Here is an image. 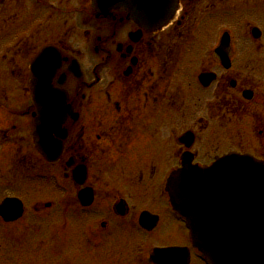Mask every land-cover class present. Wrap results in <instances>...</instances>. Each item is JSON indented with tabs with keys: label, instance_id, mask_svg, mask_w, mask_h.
I'll return each instance as SVG.
<instances>
[{
	"label": "flooded vegetation",
	"instance_id": "obj_1",
	"mask_svg": "<svg viewBox=\"0 0 264 264\" xmlns=\"http://www.w3.org/2000/svg\"><path fill=\"white\" fill-rule=\"evenodd\" d=\"M91 3L0 0V264H155L169 246L205 264L164 184L184 154L264 161V0H176L161 25Z\"/></svg>",
	"mask_w": 264,
	"mask_h": 264
},
{
	"label": "water",
	"instance_id": "obj_2",
	"mask_svg": "<svg viewBox=\"0 0 264 264\" xmlns=\"http://www.w3.org/2000/svg\"><path fill=\"white\" fill-rule=\"evenodd\" d=\"M166 189L209 264H264L263 164L230 155L210 167L186 166L170 175Z\"/></svg>",
	"mask_w": 264,
	"mask_h": 264
},
{
	"label": "bare ground",
	"instance_id": "obj_3",
	"mask_svg": "<svg viewBox=\"0 0 264 264\" xmlns=\"http://www.w3.org/2000/svg\"><path fill=\"white\" fill-rule=\"evenodd\" d=\"M134 7H135V10H138L139 8L141 9V7H140V5L138 4L137 0H135ZM137 8H138V9H137ZM135 10H134V11H135ZM168 18H170V17H169V14L164 12L163 16H161L160 23L165 22Z\"/></svg>",
	"mask_w": 264,
	"mask_h": 264
},
{
	"label": "rangeland",
	"instance_id": "obj_4",
	"mask_svg": "<svg viewBox=\"0 0 264 264\" xmlns=\"http://www.w3.org/2000/svg\"><path fill=\"white\" fill-rule=\"evenodd\" d=\"M77 40H79V38L77 39ZM86 60V58H83V62ZM50 198L48 197V200H49ZM179 225V224H178ZM177 225V223L176 224H173L172 225V227H171V229L173 230V231H175V232H177V231H179L180 230V228H179V226ZM158 234H161V235H163L164 233H162V232H158ZM158 240H163V239H158ZM106 264H110V263H108V262H106Z\"/></svg>",
	"mask_w": 264,
	"mask_h": 264
}]
</instances>
